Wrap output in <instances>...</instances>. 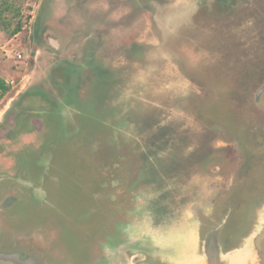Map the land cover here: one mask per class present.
I'll use <instances>...</instances> for the list:
<instances>
[{"label": "rangeland", "instance_id": "374dc122", "mask_svg": "<svg viewBox=\"0 0 264 264\" xmlns=\"http://www.w3.org/2000/svg\"><path fill=\"white\" fill-rule=\"evenodd\" d=\"M0 77V250L100 264L186 219L253 227L264 0H0Z\"/></svg>", "mask_w": 264, "mask_h": 264}, {"label": "water", "instance_id": "95a60500", "mask_svg": "<svg viewBox=\"0 0 264 264\" xmlns=\"http://www.w3.org/2000/svg\"><path fill=\"white\" fill-rule=\"evenodd\" d=\"M264 90V85L259 92ZM258 92V93H259ZM226 214L203 236L199 234L198 221L186 219L183 234L175 241L165 243L154 239L153 247H129L132 257L124 254L123 264H151L142 262L147 252L156 264H264V205L258 209L253 227L238 242L229 243L235 223ZM189 223V225H188ZM127 234V232H125ZM127 251V247H125ZM124 249L120 252L123 253ZM0 264H41L34 255L23 256L19 250H0Z\"/></svg>", "mask_w": 264, "mask_h": 264}, {"label": "flooded vegetation", "instance_id": "af4514ba", "mask_svg": "<svg viewBox=\"0 0 264 264\" xmlns=\"http://www.w3.org/2000/svg\"><path fill=\"white\" fill-rule=\"evenodd\" d=\"M119 230L120 229L116 228L115 233L116 232L119 233ZM124 236L126 237V235L123 233V237ZM117 240H119V237H116L115 240L113 239V241H117ZM118 245L119 244H117L116 242L114 243L110 242L101 248L100 264H123L124 259L122 257H124V254L129 258V260L131 259L133 254H132V251L128 250L129 247H127V251H126V249H124L125 247H117ZM121 249H124L123 253H121L122 251L120 252ZM142 253L146 255L145 258L141 260L142 262H151V264H156L155 259H153L150 256H147V254H145L146 252L144 251ZM146 258H148L147 261L145 260ZM140 263L141 262L139 261L136 264H140Z\"/></svg>", "mask_w": 264, "mask_h": 264}, {"label": "trees", "instance_id": "16d2710c", "mask_svg": "<svg viewBox=\"0 0 264 264\" xmlns=\"http://www.w3.org/2000/svg\"><path fill=\"white\" fill-rule=\"evenodd\" d=\"M18 28V27H17ZM18 29H14L13 32H16ZM9 85L5 82V80L0 77V98L4 95V93L8 90Z\"/></svg>", "mask_w": 264, "mask_h": 264}, {"label": "built area", "instance_id": "2783aa9c", "mask_svg": "<svg viewBox=\"0 0 264 264\" xmlns=\"http://www.w3.org/2000/svg\"><path fill=\"white\" fill-rule=\"evenodd\" d=\"M5 82H6L7 84H10L12 81H10V82H9V81H5Z\"/></svg>", "mask_w": 264, "mask_h": 264}, {"label": "bare ground", "instance_id": "6f19581e", "mask_svg": "<svg viewBox=\"0 0 264 264\" xmlns=\"http://www.w3.org/2000/svg\"><path fill=\"white\" fill-rule=\"evenodd\" d=\"M238 8H240V6H239ZM242 8H243V7H242Z\"/></svg>", "mask_w": 264, "mask_h": 264}]
</instances>
